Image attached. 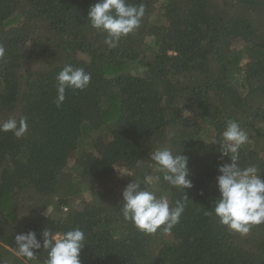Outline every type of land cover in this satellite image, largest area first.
I'll list each match as a JSON object with an SVG mask.
<instances>
[{
    "label": "trees",
    "instance_id": "1",
    "mask_svg": "<svg viewBox=\"0 0 264 264\" xmlns=\"http://www.w3.org/2000/svg\"><path fill=\"white\" fill-rule=\"evenodd\" d=\"M95 2L0 0V123L28 122L20 138L0 132V261L23 264L16 234L79 227L81 264H264V223L240 235L206 215L218 165L231 163L212 144L228 120L249 136L239 165L264 178V0H128L145 14L112 49L86 21ZM68 64L91 83L57 107ZM160 148L188 158L191 188L163 181L150 160ZM146 174L141 188L170 206L188 198L170 233L145 235L121 215L123 189Z\"/></svg>",
    "mask_w": 264,
    "mask_h": 264
},
{
    "label": "clouds",
    "instance_id": "2",
    "mask_svg": "<svg viewBox=\"0 0 264 264\" xmlns=\"http://www.w3.org/2000/svg\"><path fill=\"white\" fill-rule=\"evenodd\" d=\"M144 14L143 3L137 5L128 0H96L88 9L86 21L92 29L105 34L104 43L112 49L118 46L121 38L140 27ZM4 55L5 49L0 45V58ZM55 80V103L60 107L67 90L83 91L90 85L91 73L68 64L56 74ZM27 130V117L19 120L13 117L0 123V132H11L16 138L24 136ZM247 143L248 133L234 120L227 121L219 141L214 138L212 144L219 145L221 158L229 157L231 163L218 165L216 186L219 196L206 212L229 232L240 235H246L252 226L264 223L262 173L255 165L241 167L238 163L240 149ZM150 160L162 174L163 181L172 188L184 190L192 187L188 179V158L181 152L173 153L170 148L156 149L150 152ZM155 179L159 181L161 176ZM152 182V175L146 174L142 181L132 180L125 186L120 203L121 215L124 221L130 222L145 235L155 234L158 230L170 233L180 222L188 198L185 196L183 200H177L175 206H170L167 196H158L155 191L141 188V184L151 185ZM85 239V233L79 227L61 233L45 228L40 239L35 231L29 230L15 235L13 252L18 259L23 260V264L36 260L41 249L47 253L43 264H81L80 254L86 245ZM0 264L3 262L0 261Z\"/></svg>",
    "mask_w": 264,
    "mask_h": 264
},
{
    "label": "rangeland",
    "instance_id": "3",
    "mask_svg": "<svg viewBox=\"0 0 264 264\" xmlns=\"http://www.w3.org/2000/svg\"><path fill=\"white\" fill-rule=\"evenodd\" d=\"M72 165H74L76 167V162H74ZM110 189H115V190H120L121 191V186H119V184H113L111 185L110 184ZM83 194L89 199H91V197L93 195H95V191H100V189L98 187H93V190H90V189H86L84 188L83 189Z\"/></svg>",
    "mask_w": 264,
    "mask_h": 264
}]
</instances>
